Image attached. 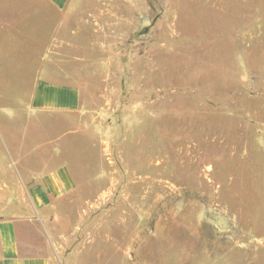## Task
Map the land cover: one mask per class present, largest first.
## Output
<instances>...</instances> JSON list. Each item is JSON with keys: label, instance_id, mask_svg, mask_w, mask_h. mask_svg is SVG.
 Listing matches in <instances>:
<instances>
[{"label": "rangeland", "instance_id": "374dc122", "mask_svg": "<svg viewBox=\"0 0 264 264\" xmlns=\"http://www.w3.org/2000/svg\"><path fill=\"white\" fill-rule=\"evenodd\" d=\"M83 3L88 108L47 119L51 142L73 132L55 162L79 180L52 223L53 264H264V0ZM30 89L0 87V112L27 117Z\"/></svg>", "mask_w": 264, "mask_h": 264}, {"label": "crops", "instance_id": "0c3cea01", "mask_svg": "<svg viewBox=\"0 0 264 264\" xmlns=\"http://www.w3.org/2000/svg\"><path fill=\"white\" fill-rule=\"evenodd\" d=\"M83 2L0 0V87H31L27 117L19 121L18 114L0 112V155L12 157L8 184L0 186V199H8L0 205V264H53L52 223L58 220L59 203L79 188L71 164L55 162L63 154L62 140L73 132L51 142L47 119L77 122L88 108L82 82L83 64L90 69L89 49L83 42ZM2 97L0 90V103ZM18 97L4 99L18 101ZM3 132L22 136L19 148L27 151L14 157L9 152L14 147L3 141ZM33 138L44 140L30 146Z\"/></svg>", "mask_w": 264, "mask_h": 264}, {"label": "water", "instance_id": "95a60500", "mask_svg": "<svg viewBox=\"0 0 264 264\" xmlns=\"http://www.w3.org/2000/svg\"><path fill=\"white\" fill-rule=\"evenodd\" d=\"M152 23L150 18L146 17L141 20V26L138 32L136 33V37H143L148 34L149 29L151 27Z\"/></svg>", "mask_w": 264, "mask_h": 264}]
</instances>
